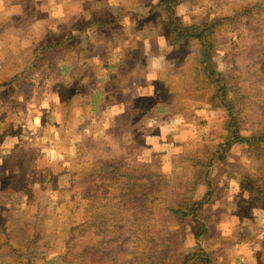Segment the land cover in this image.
<instances>
[{"label":"trees","instance_id":"obj_1","mask_svg":"<svg viewBox=\"0 0 264 264\" xmlns=\"http://www.w3.org/2000/svg\"><path fill=\"white\" fill-rule=\"evenodd\" d=\"M190 2L195 3V0H157L147 3L145 7L151 19L150 24L160 29L164 37L167 49L163 53L169 56L185 54L181 66L158 72L159 79L164 83L165 100L154 104V107L158 116L168 114L189 118L192 113L201 126L212 128L208 140L218 141L216 148L202 141L192 149L179 152L173 157L169 174L156 170L151 163L139 162L137 157H132L129 152L136 147L133 139H124L122 144L127 150L123 148L112 156L104 154L109 145L107 141L96 143L95 164L87 168L81 163L70 164L66 156L69 148L60 152L57 150L60 158L51 162L55 169L52 174L43 177L40 184L52 197H56L57 206L63 207L62 216L36 207L29 219L8 226L1 225L0 220V234H4L6 240L5 244H0V264H39L32 252L40 251L45 221L55 217L61 221V230L54 234V238L62 237V242L44 241V247L58 250L55 257L62 264H165L173 247L190 237L195 239V249L192 248L188 257L177 264H218L217 258L205 249L207 244L218 239L213 236V228L204 214V210L213 205L219 195L216 170L230 167L232 153L237 147L246 150L254 165H264V126L251 129L248 125L249 108L260 107L264 103V48L257 54L261 58L257 56L253 63L238 57L247 50V47L241 46L243 38L255 31H262L260 28L264 27V1L255 4L245 0L244 4L231 12L211 16L200 23L185 24L178 16V10ZM63 5L71 7L70 1H64ZM81 9L86 11L87 7L82 5ZM87 11L88 15L75 17L73 22L69 18V23L73 28H78L79 20L86 24L77 37L87 38L90 44L86 48L88 51L92 47L87 33L90 26L97 29L113 27L118 35H122L118 42L125 40L126 36H138L135 25L120 24L129 15V9L121 7L115 16L110 10L108 13L93 8ZM87 21H90L88 25ZM10 28L2 32L0 29V36L9 34ZM222 29H225V34L221 37ZM236 33L237 38L232 41V34ZM63 35L61 32L58 35L44 33L43 45L49 40L51 45L39 48L42 44L40 39L33 47L26 48L27 51L35 52V57L21 53L26 62L21 76L29 74L28 77L33 79V73L40 71V65H45L47 57L54 54L55 48L61 46V52L70 50L77 37L69 33L66 40L72 44L65 47L64 38L59 40ZM106 35L98 31L92 43L105 45L106 39L101 37ZM22 39L26 41L23 36ZM228 44L232 47L226 56L227 70H223L217 59L218 46ZM123 51L126 52V58L114 67L122 74V78L117 83L112 79L114 74L109 72L111 66L105 67L106 78L98 80L105 85L103 91L93 87L90 90L91 100L85 97L88 89L85 85L93 73L88 60L79 65L72 62V86L67 88L61 82L54 83L52 79L51 90L60 99L57 112L52 115L57 116L58 112L66 114L71 110L84 119H94L101 114V108L107 100L113 98L115 101L116 94L124 92L127 87V96L135 100L127 102L125 99L130 108L126 115L135 118L136 109L132 104L141 101L144 106L151 101L137 92L138 83L144 77L141 71L148 68L150 63L141 49ZM41 54L43 58H40ZM104 57L107 63L105 53ZM92 58L93 55L90 56ZM37 82L39 87L46 86L49 76L41 77ZM92 82L94 85L97 83ZM246 82L251 86L250 90L242 87ZM16 83L30 86V79L21 81L18 77ZM204 95H207L206 112L223 109L226 113L219 128L203 120V107L199 103ZM136 124L139 127V122ZM124 135L128 137L130 132ZM63 138L64 135H61L60 139ZM237 179L242 180L245 190L254 200L264 201V183L247 175ZM130 230L131 233L126 236ZM122 238L125 240L121 247L132 245L129 255L122 253L118 246L113 247ZM241 243L239 241L237 244Z\"/></svg>","mask_w":264,"mask_h":264},{"label":"rangeland","instance_id":"obj_2","mask_svg":"<svg viewBox=\"0 0 264 264\" xmlns=\"http://www.w3.org/2000/svg\"><path fill=\"white\" fill-rule=\"evenodd\" d=\"M68 1H70V9H81V6L83 5L85 8L87 7L86 11L88 9L90 10L91 8L106 10L110 6L111 10L119 11V9L122 7L121 5L123 4V6L127 7L130 12L137 11L139 12L137 14H142L145 9L143 7L145 3L156 2L157 0ZM247 1L250 3L259 4L264 0ZM44 3L46 5V9L52 10L58 8L63 2L62 0H34L31 2V6L38 8L40 5L43 6ZM244 3L245 0H195V3L190 2L182 6L178 10V16L185 24L200 23L202 20L208 19L211 16H219L226 14L227 12H231ZM72 19L74 18H71V20ZM145 19L149 21V17H143V24H145ZM71 22H73V20ZM77 22L79 26L85 24H83V21L80 20ZM256 27H258V25H256ZM260 29L262 31H255L251 33L250 36H245V38H243L241 46L247 47V50L244 54H241L238 57H242L251 63L256 61L257 56H260L261 58V55L257 54L264 48V27H261ZM224 30L225 29L221 30V37L225 34ZM115 33L117 37L114 39H122V35H118V32ZM142 36L152 35L148 32H142L141 37ZM232 36V41H235L237 38V33L232 34ZM105 37L106 36L101 37L102 39H106V43L103 45V47L98 49L91 47L89 51L86 49L87 46L90 47L86 37L76 39L75 42L73 41L72 43H74V45L68 51L61 52L62 48H55V52H53L54 54H50V56L47 57V62L45 65H40V71L33 73L35 76L36 74L38 75V80L41 77L49 76V82L47 85H42V87H39L40 84H36L38 83V80L35 82L30 80V85L32 84L35 87V90H30V86H25L22 84L21 91L23 96H29L30 94L34 97L36 96L33 105L34 109L37 111V115L33 118L34 120H28L26 117L27 114H25V116L22 113H18V116L21 119L19 122L21 125L23 124V135L17 136V140L19 139L20 141V148L18 151H16L11 159H0L1 225L8 226L10 223H14L19 220L23 221L25 219H29V215L34 214L36 207L45 208L50 212V214L54 213L55 216H62L63 207L57 206L55 201L56 197H52L45 186L42 188V184H40L43 177L53 173L55 168L52 166L51 162L60 158L57 150L60 152L62 150L64 151L66 148H69V152L66 156L70 164L81 163V165L86 166L87 168L95 164L96 151L94 150V145L96 143L101 144L103 141H107L109 145L106 148L107 153L104 154L112 156V154L119 152L125 147H123L122 144L124 139H128L129 141L133 139L136 142V147L133 149L131 148V152H129L130 154L132 153V157H137L139 162H143L140 161V159L150 161L152 158L149 156L148 150H142L136 141V134L139 131V127L137 126L138 124H136L138 122H136V120L138 121V118L143 115L141 112H139L143 107L141 104L142 102L140 101L134 104L131 103L136 111L138 110V112L134 115L136 120L135 118H132L133 116L130 117V115H126L124 121H122L121 111L123 106L121 104L125 102V99H127V102H132L135 100V98L127 96L128 93L126 94L123 91L121 93H117V99L115 101L113 98L109 99L107 103L102 106L103 108H101V114L91 120L84 119L81 116H79V118L78 115H75L74 111L71 112V110L66 112V114L58 112V114L56 113L57 116H55L52 115L55 113V110L50 112L48 109H46V107H44V104L46 105L47 102L50 104V99L45 97L44 90L52 89V79L54 80V83L61 82L67 88L73 85L72 79L70 76H67L71 69L69 70V67L61 69L60 63L65 59H70L71 62L78 60L80 63H84L88 60L91 63L93 73L91 76H89L90 78L87 80L85 85L88 88L85 97L89 100L92 99L90 95V90L93 88L92 81H97V79L103 77L102 75L104 74V71H106L105 67H107L104 60L105 57L102 58L103 54L105 53L108 57H111L113 54L109 53L108 55V50L106 49H108L107 45L110 44V42H108L107 37ZM40 39L42 40V44L39 46V48H41L43 45L42 34ZM231 47L232 46L230 44L218 46L217 59L223 70H227L228 64L226 56L229 55ZM19 51L35 57V52H31V50L27 51L26 48H22ZM116 52L117 56H120L122 51L116 50ZM150 53V50H148V54ZM91 55H93L92 59H90ZM152 55L153 54H150L149 57L152 58ZM184 56V53L173 55V57H175L173 62L182 65L185 61ZM26 57L28 58L30 56ZM43 57L44 56L41 54L40 58ZM21 60H19V63L22 64L19 66L15 65V67H19L21 70H23L25 58L21 56ZM106 62L107 64L117 66L118 59H110L109 63L108 61ZM55 67H57V69H55ZM149 68L150 66L148 68L145 67L141 71V76H144ZM118 81L119 79H116L117 83ZM21 83L18 85H21ZM98 85L99 84L96 86ZM242 87L244 90L251 89V86L248 84V82L244 83ZM206 97L207 95L202 96L199 106H202L203 108L206 107ZM54 101L57 103V106L60 105L59 98L57 101L53 100L52 103H54ZM84 107L87 109V105ZM21 108L27 109L28 105L23 103ZM211 111L215 113L217 120V125L211 126L219 128L225 118L226 113L223 109H212ZM5 116L9 117L10 114L5 113ZM193 116L194 115L192 113L189 114V118L187 120H189V122L194 125L197 124L196 126L199 128H205L204 133L206 135V139L204 142H206L213 149L216 148L218 141L208 140V136L210 135L212 128H209L208 126H201V124H199V120L195 119ZM16 119H18V117H16L15 113H13L9 121L11 122L12 120ZM45 119L49 125L59 124L58 129H54L53 127L51 128L46 125ZM248 125L251 129H258L264 126V103L260 107L249 108ZM127 132H130L128 137L124 135V133ZM152 133L160 134L156 128L152 130ZM61 135H64L65 137L60 139ZM127 146L129 145L127 144ZM164 148L165 147H163V150ZM151 151L155 153L154 150L151 149ZM155 161L156 162L152 163V165L156 170L165 172L171 169L170 164L172 163H170L168 156L160 157ZM216 174H218L217 181L219 183V195L216 197V201L213 202V205L207 207L204 210V214L208 218V221L213 228V236H215L218 240L207 244L205 249L217 254L220 253V250L226 252V254L229 251L230 254H234L232 252H234V250L238 249L239 247V244L237 243L243 240L245 236L246 240L251 242L255 240L261 241L264 239V228L262 229V226L264 225V201L262 202L256 199L255 201L245 190V184L242 182V180L240 181L237 179H241V176L244 177L247 175L260 183H264V165H254V163L250 161L246 150L242 147H237L232 153L230 167L227 169L218 168L216 170ZM31 198H33V200L28 201V199L31 200ZM247 198H251V200H247ZM250 203L255 204L256 208L253 209L250 207ZM247 207L248 209L244 210ZM60 230L61 221L56 217L46 220L43 230L44 241L56 240L57 243L60 244L62 242V237L54 238V234H58ZM130 233L131 230L126 236H128ZM0 237V244H5V235L1 233ZM124 240L125 238L119 239L116 244L113 245V247L118 246L122 253L129 255V252L132 250V245L121 247L123 246ZM44 241H40L39 243V252L46 253L45 256L39 252H36V250L32 252L33 256L36 257V262L41 264L42 262L45 263L51 260L50 264H62L61 260L55 257L58 255V250H54V248L52 250L46 249L44 247ZM192 248L195 249V239L192 237H190V239H185L184 242L176 244L171 251L169 260L165 264H177L182 262L186 257H188V254ZM227 259L228 264H234L235 261L232 259V257H228Z\"/></svg>","mask_w":264,"mask_h":264},{"label":"crops","instance_id":"obj_3","mask_svg":"<svg viewBox=\"0 0 264 264\" xmlns=\"http://www.w3.org/2000/svg\"><path fill=\"white\" fill-rule=\"evenodd\" d=\"M34 0H0V29L1 32L3 30L9 29V34L4 37L0 36V159H11L16 153V151L20 148V141L17 140V136L23 135L22 126L19 122L21 119L18 116V113H22L23 115L27 114L28 120H34L33 118L37 115V111L34 109L33 102L36 99V96L33 95L23 96L21 91V85L16 83L18 77L19 80L25 81L30 79L34 82L32 78L28 77L29 74H23L21 76V70L19 67H15V65H21L19 60H21V50L22 48H31L33 44H36L40 41V35L44 33L51 32L54 35H58L59 32L65 34L59 38V40H63L65 47L69 46L71 41H67L66 37L70 33L77 37V34L81 32V28L85 27L86 24L78 26V28H73L71 25L69 18H75L79 16L88 15L89 11H85L83 9H70V7H66L61 3V5L56 9H46V5H40V7H32L31 2ZM68 0H62V2ZM77 1V0H76ZM81 1V0H78ZM121 5V4H120ZM147 3L143 6L146 7ZM123 8V4L121 5ZM110 7V6H109ZM93 10L100 12L101 9L93 8ZM115 16L119 14V11L111 10L107 8V13L109 12ZM139 12H130L126 18H123L121 21V25L133 24L136 26V32L138 36H126L125 40L118 42L116 38V33L113 27L108 28H98L94 26H90L87 28V33L90 36L92 47L98 49L103 47L102 44L97 42L92 43V38L95 37L96 33L102 32L107 34L106 37L109 39L108 49H112L108 51L112 54L111 57H106L109 63L110 59H118L117 65L124 61L126 58V52L124 49H141L143 51L144 57L150 61V68L147 71L146 75L142 77L137 86L138 95L141 97H147L149 100V105H144L142 109L139 111L143 115L139 117V131L136 134L137 144L142 148V150H148V154L150 157V161L141 160L147 163H154L155 160L159 159L163 156H168L170 163H172L173 157L177 155L179 152L192 149L196 146L197 143L202 142L206 139L205 128H199L196 125L189 122L187 116L181 117H172L168 114L157 115V109H155L154 104H159L164 102L165 100V91H164V83L159 79L158 72L167 68H171L174 66H181L179 63H174L175 57L173 55L169 56L164 54L163 52L167 49L166 43L163 35L161 34L160 29L153 27L149 21L145 19V24H143V17H147V10L144 9L142 14H137ZM100 16V15H99ZM149 17V16H148ZM6 18V19H5ZM112 19V18H111ZM5 21V22H4ZM148 21V22H146ZM90 21H87V25ZM113 23V19L111 20ZM138 26V27H137ZM142 32H148L152 36H142ZM9 36V37H8ZM22 36L26 39H22ZM10 38V39H9ZM76 39H79L78 37ZM76 41V40H75ZM74 41V42H75ZM47 44H52L49 40L48 43H44L42 47ZM72 44V43H71ZM62 48L61 46H59ZM38 48V47H36ZM116 50H121L120 56H117ZM148 50H150V54L152 58L149 57ZM159 51V52H158ZM120 53V52H119ZM105 60V59H104ZM22 61V60H21ZM120 62V63H119ZM81 64L76 60L73 64ZM26 64V62H24ZM160 64V65H159ZM53 65V64H52ZM61 69L68 68L69 70L73 68L72 62L70 59H65L60 63ZM107 66H111L109 72L114 74L112 76L113 80L121 79L122 74H120L116 68L112 64H107ZM152 65V66H151ZM14 66V67H13ZM57 69V67H55ZM72 69L67 76H70L72 79L73 73ZM106 72L102 75L105 77ZM66 76V77H67ZM65 77V75H64ZM101 77V78H103ZM115 77V78H113ZM99 78V79H101ZM106 78V77H105ZM97 79V83L94 85L92 83V87H95L99 84L97 89H101L103 91L102 83H99ZM111 79V80H112ZM30 90H35L34 85H30ZM66 87V86H65ZM126 94L128 93V88H125L124 91ZM45 97L50 99V104L47 102L44 107L48 109L50 112L57 110V103L53 100L58 99V95H56L52 90H44ZM45 98V100H46ZM107 99V98H106ZM108 101V100H107ZM6 102H10V104H6ZM153 102V103H152ZM25 103L28 105L27 109H22V104ZM3 104L5 106H3ZM42 105V103H41ZM123 106L121 114L122 121L126 116V113L129 111V106L123 102L121 104ZM206 107L203 108V120L207 121L209 125H217L216 115L213 111L206 112ZM7 110V111H6ZM6 111V112H5ZM135 111V113H137ZM5 113H9L10 116L6 117ZM15 113L18 119L9 121L11 115ZM139 114V113H138ZM156 116V117H154ZM158 116V117H157ZM44 117V116H42ZM79 117V115H78ZM226 117V114H225ZM80 118V117H79ZM49 123V122H48ZM45 124L49 127H53L54 129H58V124H47V120L45 119ZM156 128L160 134L152 133V130ZM11 130V131H8ZM65 137V136H64ZM62 138V137H61ZM163 147L164 150H163ZM154 150L155 153H153ZM56 153V152H55ZM57 154V153H56ZM165 171L163 173L169 174L172 171ZM251 198H247V200ZM253 209L256 208L255 204H249ZM245 208L244 210H247ZM264 225L262 226V229ZM242 243L239 245L238 249H235L234 254H230V251L224 252L220 250V253H214L212 251L206 250L208 253L212 254L217 258L218 264H228V257L235 261L234 264H264V239L261 241H249L246 240V236L241 240Z\"/></svg>","mask_w":264,"mask_h":264},{"label":"built area","instance_id":"obj_4","mask_svg":"<svg viewBox=\"0 0 264 264\" xmlns=\"http://www.w3.org/2000/svg\"><path fill=\"white\" fill-rule=\"evenodd\" d=\"M38 78V75L36 74V76L34 77V82L37 80Z\"/></svg>","mask_w":264,"mask_h":264}]
</instances>
